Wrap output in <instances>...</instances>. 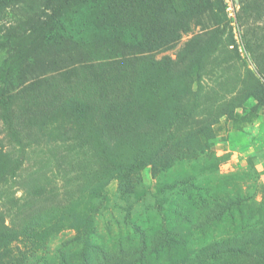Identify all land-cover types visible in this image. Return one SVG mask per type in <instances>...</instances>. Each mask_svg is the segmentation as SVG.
I'll list each match as a JSON object with an SVG mask.
<instances>
[{
  "label": "rangeland",
  "instance_id": "rangeland-1",
  "mask_svg": "<svg viewBox=\"0 0 264 264\" xmlns=\"http://www.w3.org/2000/svg\"><path fill=\"white\" fill-rule=\"evenodd\" d=\"M57 1L0 3V264H264V0Z\"/></svg>",
  "mask_w": 264,
  "mask_h": 264
},
{
  "label": "trees",
  "instance_id": "trees-1",
  "mask_svg": "<svg viewBox=\"0 0 264 264\" xmlns=\"http://www.w3.org/2000/svg\"><path fill=\"white\" fill-rule=\"evenodd\" d=\"M2 0H0L1 3ZM97 3V4H96ZM142 3L143 4V14L146 16L147 23H153V18L151 15L156 17L157 12L161 11L165 7V1L164 0H58L55 4L56 6L52 9V14L50 16V19L54 21H59L64 17H71L72 15H76L79 12H82L88 8H90L92 5L104 9L111 8L114 10V15L122 14L124 20L123 22H126L127 25L133 26L130 23H128V19L133 18L135 16V11L138 8V5ZM157 21V20H156ZM138 20L135 22V25H137ZM130 28V27H128ZM127 28V29H128ZM157 28H160V22L157 21ZM150 30H153V28H150ZM138 31H140L138 27ZM149 31V28L146 30ZM59 39H62L64 37V34H58L57 35ZM3 73L0 74L1 82H0V101L3 105H7V95L3 94L2 90V83L4 82ZM149 165L147 164H121L119 166L118 171L116 172V176L118 177L119 181L122 183L125 181V176L132 174L136 171H140L143 168H149ZM14 238V235L8 231L4 230L0 233V243H8L10 240ZM84 245L88 249H95L96 247L90 244V242L86 239L84 242ZM218 253V252H217ZM214 252L211 257H214L216 254ZM204 260V259H201ZM83 264H89L87 257L84 258Z\"/></svg>",
  "mask_w": 264,
  "mask_h": 264
},
{
  "label": "built area",
  "instance_id": "built-area-1",
  "mask_svg": "<svg viewBox=\"0 0 264 264\" xmlns=\"http://www.w3.org/2000/svg\"><path fill=\"white\" fill-rule=\"evenodd\" d=\"M224 1L226 3V11L228 12L229 15L232 16L233 6H234L233 0H224Z\"/></svg>",
  "mask_w": 264,
  "mask_h": 264
}]
</instances>
